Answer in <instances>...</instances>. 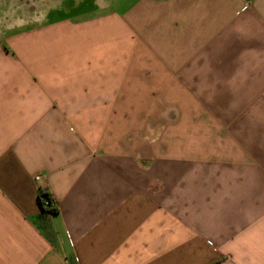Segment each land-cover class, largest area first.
<instances>
[{
	"label": "crops",
	"instance_id": "0c3cea01",
	"mask_svg": "<svg viewBox=\"0 0 264 264\" xmlns=\"http://www.w3.org/2000/svg\"><path fill=\"white\" fill-rule=\"evenodd\" d=\"M0 264H264V0H0Z\"/></svg>",
	"mask_w": 264,
	"mask_h": 264
},
{
	"label": "trees",
	"instance_id": "16d2710c",
	"mask_svg": "<svg viewBox=\"0 0 264 264\" xmlns=\"http://www.w3.org/2000/svg\"><path fill=\"white\" fill-rule=\"evenodd\" d=\"M38 199H39V205H40V208L43 214H55L56 213V210H48L43 207V200L51 201L48 194L40 191Z\"/></svg>",
	"mask_w": 264,
	"mask_h": 264
},
{
	"label": "built area",
	"instance_id": "2783aa9c",
	"mask_svg": "<svg viewBox=\"0 0 264 264\" xmlns=\"http://www.w3.org/2000/svg\"><path fill=\"white\" fill-rule=\"evenodd\" d=\"M40 177H35V181H38ZM43 207L48 210H56V206L52 201L43 200Z\"/></svg>",
	"mask_w": 264,
	"mask_h": 264
}]
</instances>
